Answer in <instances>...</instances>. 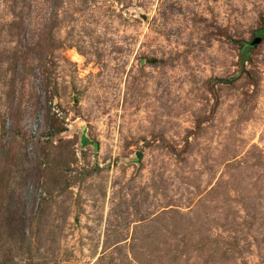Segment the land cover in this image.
I'll return each mask as SVG.
<instances>
[{
  "label": "rangeland",
  "instance_id": "374dc122",
  "mask_svg": "<svg viewBox=\"0 0 264 264\" xmlns=\"http://www.w3.org/2000/svg\"><path fill=\"white\" fill-rule=\"evenodd\" d=\"M260 30L264 0H0V264H264Z\"/></svg>",
  "mask_w": 264,
  "mask_h": 264
},
{
  "label": "trees",
  "instance_id": "16d2710c",
  "mask_svg": "<svg viewBox=\"0 0 264 264\" xmlns=\"http://www.w3.org/2000/svg\"><path fill=\"white\" fill-rule=\"evenodd\" d=\"M260 31H264V30H260ZM250 45H252V44H250V43H245V42H241V48H242V46H243V47H244V50L247 49V47H249ZM245 51H246V50H245ZM245 51H244V52H245ZM244 52H243V53H244ZM245 53H246V52H245ZM245 53H244V55H245ZM242 55H243V54H242Z\"/></svg>",
  "mask_w": 264,
  "mask_h": 264
},
{
  "label": "water",
  "instance_id": "95a60500",
  "mask_svg": "<svg viewBox=\"0 0 264 264\" xmlns=\"http://www.w3.org/2000/svg\"><path fill=\"white\" fill-rule=\"evenodd\" d=\"M262 35H264V31H259L258 36L253 40V43H255Z\"/></svg>",
  "mask_w": 264,
  "mask_h": 264
}]
</instances>
